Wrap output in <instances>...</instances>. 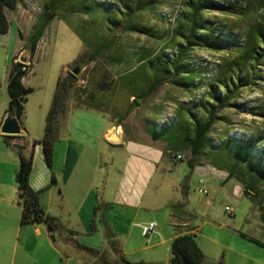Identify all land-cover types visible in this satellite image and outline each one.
Wrapping results in <instances>:
<instances>
[{
	"label": "trees",
	"instance_id": "trees-1",
	"mask_svg": "<svg viewBox=\"0 0 264 264\" xmlns=\"http://www.w3.org/2000/svg\"><path fill=\"white\" fill-rule=\"evenodd\" d=\"M20 0H0V34L8 32L10 24L6 9L13 10ZM157 0H118L109 4L100 0H42L43 11L39 16L33 32L27 39L32 57L37 41L45 28L53 19L62 20L81 41L86 63L93 62V80L90 82L92 92L88 96H73L75 107L93 109L106 113L102 101L97 100L99 89L108 86L117 87L124 92L129 104L118 125L133 109L144 104L164 85H171L180 91L190 93V106H178L179 122L174 123L176 129L185 133L179 137L166 125L152 126L148 133L169 144L183 142L189 147L191 155L203 151L208 141V134L214 124L225 120L220 112L227 108H239L242 89L252 82V73L264 65V17L246 32L244 43H238L220 27V23L208 16V12L238 13L234 7L221 0H182L176 21L165 30H157L147 25L143 16L154 12ZM73 18H76L72 20ZM128 34L143 39L140 48L128 53L126 43L122 41ZM19 38L22 36L19 33ZM23 49V47H22ZM196 50L214 53L226 51L229 57L220 56L216 61L214 74L204 78L206 68L194 63L199 58ZM228 56V55H227ZM13 56L7 76V109L6 116L16 117L19 121L23 113L26 94L31 91L22 83L30 68L28 64L14 61ZM77 59V60H78ZM206 75V74H205ZM58 77L52 105L46 119L42 138L38 141L42 148L44 160L51 167L53 160V142L59 129L60 119L64 113L65 100L70 87L68 79ZM207 79V80H206ZM203 83L200 94L197 88ZM236 89V90H235ZM197 96V97H194ZM185 111V113L183 112ZM3 118V119H4ZM221 145L216 148V157L221 166L228 172V177L235 176L243 185L242 194L249 198V190H258L264 186V137L254 134L233 136L226 134ZM13 135H3L4 141L10 144ZM211 147V144H209ZM22 144L17 146L18 166L15 170L16 202L21 207L19 223H43L50 236L54 233H74L64 228L58 218L48 215L39 204L42 190H33L29 185L32 169V157L22 154ZM191 168L193 161L187 160ZM219 164V161H218ZM51 181L55 177L51 175ZM109 204L104 202L101 191H97V202L93 211L91 230L100 222L107 250L99 251L74 242V248L92 259H102L104 264H148L143 261L129 262L121 254L109 222L106 211ZM97 217V218H96ZM242 236L246 237L244 234ZM247 239L264 246L263 243L247 237ZM170 257L167 264H203L204 254L197 245L194 235L179 232L172 238L169 247ZM114 254L108 261L103 256ZM213 264H224L222 259Z\"/></svg>",
	"mask_w": 264,
	"mask_h": 264
},
{
	"label": "rangeland",
	"instance_id": "rangeland-1",
	"mask_svg": "<svg viewBox=\"0 0 264 264\" xmlns=\"http://www.w3.org/2000/svg\"><path fill=\"white\" fill-rule=\"evenodd\" d=\"M100 1L113 4L118 0ZM157 1L155 11L144 15L143 18L147 25L157 30H165L176 21L182 0ZM221 1L232 5L234 11L238 13L211 11L207 13L208 16L217 20L228 34L232 32L238 43H244L249 28L262 21L264 17V0ZM42 11V0H20L15 9H6L10 27L7 33L0 34V181L4 187L0 195L9 197L11 194L14 195V199H16L14 173L18 159L14 146L4 141L3 135L6 134L1 131L8 102L7 76L13 56L17 57L14 61L26 64L30 62L31 68L23 77L24 85L30 87L31 91L26 94L23 113L19 119L21 127L28 133L26 138L34 137L38 140L42 138L58 77L61 76L62 80L69 77L70 90L65 100V109L75 105L73 100L75 96L84 94L88 96L93 91L90 82L94 77V64L86 63L84 57L78 59L84 52L83 45L62 20L55 18L50 21L37 41L33 56H30V48L26 42ZM74 19L76 18L72 20ZM122 41L126 43L128 53L139 49L144 43L143 39H138L133 34L125 35ZM196 52L199 58H196L194 63L206 68L204 78L214 74L215 64L220 56L229 57L226 51L214 53L196 50ZM75 66L79 67V71L72 74L71 70ZM107 84L108 86L99 89L97 100L102 101L105 114L117 124L118 116L125 112L131 99L128 100L126 94L120 92L117 87L112 89L111 79ZM203 87L204 84L201 83L195 91L196 94H200ZM190 97H193L190 93L180 91L171 85H164L144 104L133 109L120 121L122 128L127 133L134 134L148 133L152 126L166 125L171 128L180 120L176 112L177 107H189L187 102ZM238 102L242 104L241 107L227 108L220 112L225 120L214 124L208 134L207 145L198 155H191L187 145L179 150H171L169 154L180 152L182 159L176 161L171 166L172 169L159 171L162 177L157 187L161 193V200L167 203V206L162 207L155 215L154 221L157 223L155 232L143 236L134 228L128 236L119 239V250L124 259L129 262L167 264L171 237L187 228L194 235L197 245L204 254L203 264H213L219 259H222L224 264H264V246L247 239L250 237L264 244V186L260 184L258 190L250 189L249 198L243 196V185L235 176L228 177L227 170L221 166V160L217 159L215 153L222 140L227 138L226 134L233 136L254 134L264 137V65H260L259 69L252 73V82L242 89ZM183 112L185 113L184 110ZM62 137L63 132L60 133L59 128L53 142V152L57 150V139ZM114 152L116 151L111 149L108 155L101 157V167L105 173L108 163L112 162ZM188 159L193 161L191 168H197L200 172L189 175ZM45 167L51 172L46 165ZM39 171H36V175L40 173ZM111 176L114 177L113 174ZM185 176H188L186 181ZM200 177L204 179L203 185L198 182ZM52 183L49 178L41 190L44 191L47 185ZM199 187L207 189V193H201ZM101 189L102 186H99L98 190ZM171 212L175 219L170 218ZM183 221L185 225L178 226V223ZM91 236L78 234V241L81 243ZM58 242L61 244L60 240ZM112 256L113 258L108 254L103 258L112 261L115 257L114 254ZM94 261L96 264H104L102 259Z\"/></svg>",
	"mask_w": 264,
	"mask_h": 264
},
{
	"label": "crops",
	"instance_id": "crops-1",
	"mask_svg": "<svg viewBox=\"0 0 264 264\" xmlns=\"http://www.w3.org/2000/svg\"><path fill=\"white\" fill-rule=\"evenodd\" d=\"M22 83L24 85L23 79ZM60 121L63 137L57 139L52 169L44 160L40 143L35 142L38 139L26 138L27 131L19 121L21 131L10 138V145L14 146L16 157L17 146L21 144L22 154L32 157L29 185L33 190L44 188L42 186L54 175L55 181L40 194L39 204L74 233L55 232L52 238L43 223L21 225V207L14 195H0V264H96L73 244L80 243L78 234L92 235L80 244L101 252L107 250L100 222L91 230L99 186H102V200L109 204L106 219L118 245L119 239L128 236L134 228L141 232V225L154 221L156 213L167 206L157 187L162 177L159 171L172 169L178 160L174 159V152L169 153L186 144H169L148 133H127L122 125L93 109L71 106L64 110ZM170 129L179 137L185 136L175 126ZM113 132L117 140L108 138ZM111 149L116 152L105 173L101 157L108 155ZM38 170L40 173L36 175ZM196 172L200 171L190 168L189 175ZM187 178L185 176V181ZM2 185L0 181V191L4 188ZM170 218L175 219L173 212ZM180 224L185 225L184 221L178 226ZM185 232L191 233L187 228L182 231ZM109 254L113 258L112 253Z\"/></svg>",
	"mask_w": 264,
	"mask_h": 264
},
{
	"label": "water",
	"instance_id": "water-1",
	"mask_svg": "<svg viewBox=\"0 0 264 264\" xmlns=\"http://www.w3.org/2000/svg\"><path fill=\"white\" fill-rule=\"evenodd\" d=\"M79 71V67L78 66H75L72 70H71V73L72 74H77ZM1 131L3 133H5L6 135H17L20 133L21 131V128H20V124L17 120L16 117H9V116H6L3 121H2V124H1ZM115 133H111L108 138L110 140H117V137L116 135H114Z\"/></svg>",
	"mask_w": 264,
	"mask_h": 264
},
{
	"label": "built area",
	"instance_id": "built-area-1",
	"mask_svg": "<svg viewBox=\"0 0 264 264\" xmlns=\"http://www.w3.org/2000/svg\"><path fill=\"white\" fill-rule=\"evenodd\" d=\"M173 157H174L175 160H180V159H182V154L181 153H174ZM198 182H199V184L203 185L204 179L202 177H200ZM198 190L201 193H204V194L207 193V189H205V188H200L199 187ZM226 209H228V207H226ZM156 227H157V223L155 221H150V222H148L146 224H143V225H141V234L143 236H148L151 233L155 232Z\"/></svg>",
	"mask_w": 264,
	"mask_h": 264
},
{
	"label": "bare ground",
	"instance_id": "bare-ground-1",
	"mask_svg": "<svg viewBox=\"0 0 264 264\" xmlns=\"http://www.w3.org/2000/svg\"><path fill=\"white\" fill-rule=\"evenodd\" d=\"M236 90V89H235Z\"/></svg>",
	"mask_w": 264,
	"mask_h": 264
}]
</instances>
